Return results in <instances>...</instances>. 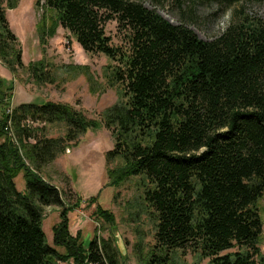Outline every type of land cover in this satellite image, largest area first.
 Listing matches in <instances>:
<instances>
[{
  "label": "trees",
  "instance_id": "1",
  "mask_svg": "<svg viewBox=\"0 0 264 264\" xmlns=\"http://www.w3.org/2000/svg\"><path fill=\"white\" fill-rule=\"evenodd\" d=\"M18 1L0 0V60L12 70L23 63L4 4L14 9ZM172 1L180 7L190 0ZM263 1L214 0L221 10ZM40 2L54 11L58 24L85 53L102 54L116 64L110 85L121 87L122 100L102 114L114 141L105 162L121 163L107 170L113 186L139 177L143 199L155 215V243L142 264H171L176 250L197 253L208 264H264L256 207L264 195V19L241 15L219 36L204 41L135 1L36 4ZM110 21L123 33L124 47L111 46L105 35ZM41 66L27 70L39 79ZM4 95L0 89V106ZM2 117L0 264H120L119 250L110 239L95 236L86 247L79 234L69 233L65 196L39 175L66 142L99 122L87 121L61 103L20 105L12 116L16 146L2 129ZM26 117L64 122L65 138L35 137L22 126ZM20 172L24 192L14 183ZM80 202L77 197L70 208ZM50 206L62 208L52 246L42 230L43 209ZM94 212L113 223L107 210L97 206Z\"/></svg>",
  "mask_w": 264,
  "mask_h": 264
},
{
  "label": "rangeland",
  "instance_id": "2",
  "mask_svg": "<svg viewBox=\"0 0 264 264\" xmlns=\"http://www.w3.org/2000/svg\"><path fill=\"white\" fill-rule=\"evenodd\" d=\"M37 0H19L14 9L4 4L10 31L15 35L21 50L23 68H8L0 60V89L5 92V110H13L25 104L41 105L46 102L61 103L80 113L87 121L99 122L95 129L88 128L73 141L65 143V149L43 166L39 175L54 185L65 196L69 220V233L79 234L87 247L93 237L110 239L120 253V264H142L155 243V215L143 199L144 186L139 177H130L118 186L111 185L107 170L118 168L121 163L105 162V153L114 146L113 138L104 128L102 114L122 100L119 85H110L116 65L102 54L85 53L67 30L58 24L54 11ZM141 3L173 25H184L196 36L209 41L219 36L226 27L241 15L264 19V1L233 5L221 10L214 0H190L180 7L172 0H128ZM54 29L50 36L49 31ZM104 32L113 47H124L125 38L115 21L105 24ZM42 64L39 79L27 70L34 64ZM35 137L65 138L64 122L43 123L26 117ZM15 127V126H14ZM15 129V128H14ZM2 139H0V142ZM33 143V139H28ZM27 163V162H26ZM28 164V163H27ZM18 191H25L23 173L14 179ZM79 197L78 207L70 203ZM95 199L93 202L91 198ZM100 206L113 216V223L99 219L95 209ZM262 221L259 248L264 255V195L256 205ZM62 208L50 206L43 209L42 230L48 245H53L54 227L60 222ZM64 253L62 247H54ZM56 264H73L71 260ZM171 264H208L190 250H176Z\"/></svg>",
  "mask_w": 264,
  "mask_h": 264
},
{
  "label": "built area",
  "instance_id": "3",
  "mask_svg": "<svg viewBox=\"0 0 264 264\" xmlns=\"http://www.w3.org/2000/svg\"><path fill=\"white\" fill-rule=\"evenodd\" d=\"M13 112L10 110H5L4 115H3V122H2V129L6 135L7 138L10 139V141L18 146V142H17V137H16V133H15V129H14V122H13ZM29 120H25V123L22 124V126H25L26 128L29 127Z\"/></svg>",
  "mask_w": 264,
  "mask_h": 264
}]
</instances>
